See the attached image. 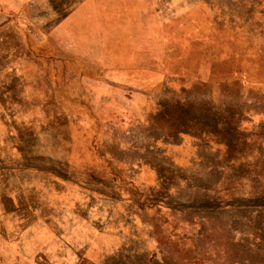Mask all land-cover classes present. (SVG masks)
I'll return each instance as SVG.
<instances>
[{"label":"rangeland","instance_id":"374dc122","mask_svg":"<svg viewBox=\"0 0 264 264\" xmlns=\"http://www.w3.org/2000/svg\"><path fill=\"white\" fill-rule=\"evenodd\" d=\"M215 206L264 264V0H0V264H222Z\"/></svg>","mask_w":264,"mask_h":264},{"label":"trees","instance_id":"16d2710c","mask_svg":"<svg viewBox=\"0 0 264 264\" xmlns=\"http://www.w3.org/2000/svg\"><path fill=\"white\" fill-rule=\"evenodd\" d=\"M252 199H253L252 196L248 197V200H252ZM252 205H253V203H252ZM194 206L195 205H188L184 208H181L182 210H180V211L182 213L183 212H190V213L192 212L193 213V212H201L204 209V207H202V206H199L202 209H199L198 206L197 207H194ZM205 211L207 213L208 212L210 213L211 217L209 219L213 220L215 224H218V226H211V228L214 230L220 231V233H221L220 243L217 245L218 249L215 250L214 253H216V255H218V256L221 255L224 258L222 264H250L248 262H245V260L242 258L244 252H246V253L250 252L252 256L253 255L256 256V254L252 253V251H249L250 250L249 248H246V247L244 248V247L240 246L239 244L235 243L234 241H232L230 239L229 231H231V228H230V226H227L226 222H223V220L221 219V217H222L221 212H223L224 209H221L218 206H215V208L206 207ZM200 220H201L200 222L204 221L203 219H200ZM188 224H189V226H192L191 222H189ZM200 226L202 228H200L199 232L197 233L198 238H202L205 235V231H207V228H205L203 225L200 224ZM210 235L213 238V233ZM209 263L215 264V261H213V262L209 261Z\"/></svg>","mask_w":264,"mask_h":264}]
</instances>
